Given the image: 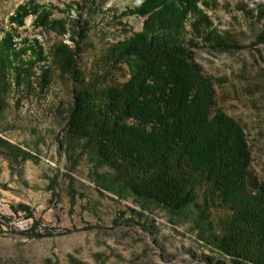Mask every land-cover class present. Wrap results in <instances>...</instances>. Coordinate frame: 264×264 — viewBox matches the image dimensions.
I'll return each mask as SVG.
<instances>
[{
  "label": "trees",
  "instance_id": "obj_1",
  "mask_svg": "<svg viewBox=\"0 0 264 264\" xmlns=\"http://www.w3.org/2000/svg\"><path fill=\"white\" fill-rule=\"evenodd\" d=\"M108 1L76 4L71 28L51 20L52 12L35 1L17 8L12 22L34 15L38 27L70 33L73 44L55 45L50 63L37 40L18 47L6 32L0 40V116L14 92L45 93L53 66L75 83L66 134L111 173L105 190L119 186L120 193L180 213L194 207L200 239L220 257L264 264V183L252 169L244 128L217 108L214 81L196 61L200 46L232 47L201 0H143L119 16L144 18L141 31L104 48L84 72L80 39H89L93 17L103 15ZM123 66L128 78L119 82Z\"/></svg>",
  "mask_w": 264,
  "mask_h": 264
},
{
  "label": "rangeland",
  "instance_id": "obj_2",
  "mask_svg": "<svg viewBox=\"0 0 264 264\" xmlns=\"http://www.w3.org/2000/svg\"><path fill=\"white\" fill-rule=\"evenodd\" d=\"M30 1L71 28L83 0H0V40L6 32L18 47L37 40L51 63L55 45L73 44L70 33L38 27L34 15L12 22ZM201 1L232 49L200 46L196 61L214 81L217 108L244 128L252 169L264 183V0ZM142 2L109 0L103 15L93 17L89 39H80L84 72L104 48L141 31L144 18L121 15ZM186 32L190 37L189 23ZM51 67L45 93L14 92L0 116V264H232L200 239L194 207L180 213L120 193L119 186L105 190L111 173L66 134L75 83ZM126 70L119 82L127 80Z\"/></svg>",
  "mask_w": 264,
  "mask_h": 264
}]
</instances>
